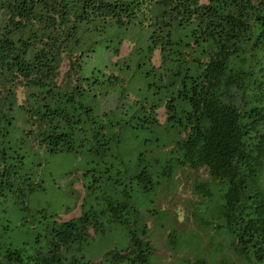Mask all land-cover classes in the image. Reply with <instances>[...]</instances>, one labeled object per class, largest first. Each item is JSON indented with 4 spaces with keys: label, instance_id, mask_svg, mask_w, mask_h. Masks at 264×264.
Masks as SVG:
<instances>
[{
    "label": "trees",
    "instance_id": "obj_1",
    "mask_svg": "<svg viewBox=\"0 0 264 264\" xmlns=\"http://www.w3.org/2000/svg\"><path fill=\"white\" fill-rule=\"evenodd\" d=\"M110 24L148 29L140 40L124 36L105 43L104 64L86 63ZM124 38L133 42L129 54L112 60ZM156 52L158 64L151 61ZM140 54L147 61L144 69L142 62L130 64ZM130 66L157 75L149 105L123 88L115 90ZM90 84L103 89L93 91ZM122 98L137 103L140 111L129 115L138 118L133 128H162L181 168H204L208 180L223 183L222 225L234 235L235 250L264 260V0H0V143L22 132L31 146L74 149L84 140L74 143L76 130L107 142L113 139L109 128L127 123L113 118ZM161 106L163 119L157 113ZM5 157L0 148V195L16 172ZM147 175L143 170L142 177ZM106 204L116 218L126 207L111 197ZM90 216L81 211L69 219L54 218L48 253L27 259L98 264L62 255L86 239L89 228L100 227ZM131 234L130 247L112 253V264L147 260L149 244L142 249ZM20 250L15 249L19 260Z\"/></svg>",
    "mask_w": 264,
    "mask_h": 264
},
{
    "label": "rangeland",
    "instance_id": "obj_2",
    "mask_svg": "<svg viewBox=\"0 0 264 264\" xmlns=\"http://www.w3.org/2000/svg\"><path fill=\"white\" fill-rule=\"evenodd\" d=\"M147 29L139 25H108L97 37L95 51L86 63L104 64L105 43L115 44L124 36L140 40L141 31ZM132 43L130 38H124L118 54L111 59L129 54ZM151 61L158 64L157 52ZM137 62H142L143 69L147 65L142 54L138 60L132 58L130 64ZM67 68L65 59L59 80H64ZM130 69L123 75V86L119 84L115 90L123 88L149 105L150 91L159 83L157 75L153 71L147 75L132 66ZM85 87L89 84L85 83ZM92 87L93 91L103 89ZM127 99L118 103L114 112L119 116L113 117L127 123L109 128L113 139L107 142L89 131L76 130L74 143L78 144L80 137L84 140L74 149L49 151L37 144L31 146L22 132L11 133L0 143L6 151L7 166L16 171L11 185L5 186L0 195V264H35L27 256L48 253L53 219H69L81 211L89 212L101 225L95 231L89 228L90 234L80 244L73 243L68 250H62V255L69 258L75 254L83 261L112 264V253L130 247L133 231L142 249L147 243L150 246L147 260L122 259L116 264H196L197 260L206 264H264V260L242 257L235 250L234 235L222 225L223 183L208 180L204 168H181L176 162L177 154L167 149L171 136L162 128H133L138 118L129 115L140 111L135 109L137 103ZM86 100L92 101L91 97ZM157 113L163 119L162 106ZM103 146L106 151L101 149ZM143 170L150 175L143 178ZM137 173L141 174L134 177ZM95 175L98 179L93 185ZM199 183L202 184L197 189ZM107 197L125 202L118 218L107 210ZM16 248L21 249V260L17 259Z\"/></svg>",
    "mask_w": 264,
    "mask_h": 264
}]
</instances>
